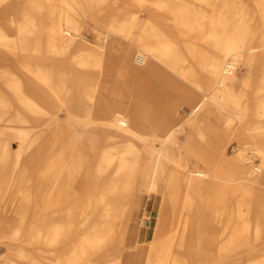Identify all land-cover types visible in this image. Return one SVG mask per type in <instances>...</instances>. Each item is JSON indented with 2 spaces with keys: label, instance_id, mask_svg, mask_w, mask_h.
<instances>
[{
  "label": "bare ground",
  "instance_id": "1",
  "mask_svg": "<svg viewBox=\"0 0 264 264\" xmlns=\"http://www.w3.org/2000/svg\"><path fill=\"white\" fill-rule=\"evenodd\" d=\"M47 1L0 0V191L20 173L22 213L38 205L26 241L55 264H264V0ZM236 134L260 157L242 176Z\"/></svg>",
  "mask_w": 264,
  "mask_h": 264
},
{
  "label": "rangeland",
  "instance_id": "2",
  "mask_svg": "<svg viewBox=\"0 0 264 264\" xmlns=\"http://www.w3.org/2000/svg\"><path fill=\"white\" fill-rule=\"evenodd\" d=\"M37 1L39 2L44 1L46 4H48L47 0H37ZM175 1H178V0H175ZM189 1H192V0H189ZM195 9L197 10L193 12H186V14L189 17H195L198 20L201 19V11L209 13V14H211L212 12L211 7L206 6L205 4H202L199 2L196 3ZM142 10H143V7L139 6V4H134L131 6L130 11L132 13L131 14L132 16L129 15L128 17L130 18L131 16L132 19L128 20L127 31L129 32V34L133 32L135 33L142 32V34L145 37L150 38V36L144 34L143 30H140L139 28L132 26L133 25L132 21H134L133 19H135L136 21L135 13L137 12V15L139 17L141 15ZM45 24L46 23H43L44 27L41 29V32H42V37L45 38L46 40L47 31L45 29ZM91 27L92 28L94 27V22L92 23L91 21H89L84 31L86 35L90 36L89 29H91ZM101 30H102V27L100 26L98 32H100ZM104 36L105 35L102 34V39L100 40H97L95 36L94 37L90 36V37L96 43L98 42L100 44H103ZM115 44H117L116 46H118L117 42H114V45ZM29 48L31 49L32 46L29 45ZM45 56L50 57L51 54L47 53ZM134 57L136 58V54H134ZM23 60H24V52H19L18 55L16 56L15 55L11 56V61H9L10 69L16 70L17 64H20L21 62H23ZM196 65L198 66V69L200 71L203 70V65H204L203 59L201 60L197 59ZM246 71H247L246 68L242 67L241 70L239 71V75L241 77H244L245 75H247ZM84 73L87 75H91L92 71L84 70ZM187 112H188V106L187 105L182 106L181 113L187 114ZM210 121L212 123H217L215 122L216 120L214 119V117L211 118ZM185 137H186L185 133H182V139H184ZM16 147H17L16 143H14V146H13L14 150L16 149ZM246 148H247V145L243 142L240 134H236L235 136L229 139L228 151L225 156L227 157V159L232 161V164H230L226 168L225 174L227 175L237 174L238 176L245 175V172L242 171L240 166L238 165L239 162L244 163L246 165L257 164L260 162V157L252 153V151L246 150ZM14 177L16 178L15 181L9 180L8 182L2 183L1 191H0V194L3 197L2 203L8 202L14 199V202H15L14 207L17 210V215L15 216V218L8 219L3 215V210L0 208V226L5 221L6 222L5 224L8 227V232L4 233L3 236L0 237V263L2 262L3 264H55V261H53L51 258L45 259L44 257H42V255L39 254L40 249H38V247L42 246V243L40 241L34 242L33 244L28 243L26 241L27 236H23L24 234L23 230H20L24 227L35 228V226L40 223V219L38 218V215L35 214L36 207L38 205H36V203L34 202L31 203V207L29 208V215L28 213L27 214L22 213L23 206H24V197H23L24 190L21 184V174L20 173L14 174ZM235 192L237 194V192L239 191H237L235 188ZM140 199L142 200V202L140 204L138 211H136L135 213V220L138 223L137 226H139V224L142 223L141 216H143L144 212L148 211L149 207L151 206L150 199H148V197L144 193H138V195L136 196L135 202H134V206L137 204L138 200ZM236 200L237 198H235V195H234L232 202L234 203ZM22 223L24 226L22 225ZM32 234L33 233H31V235ZM5 243H8L7 248H4ZM29 250H32L31 254L35 255V257L37 258V261H38L37 263H29V260L25 258V255L28 253ZM127 252L128 253L131 252V249L128 248Z\"/></svg>",
  "mask_w": 264,
  "mask_h": 264
},
{
  "label": "crops",
  "instance_id": "3",
  "mask_svg": "<svg viewBox=\"0 0 264 264\" xmlns=\"http://www.w3.org/2000/svg\"><path fill=\"white\" fill-rule=\"evenodd\" d=\"M93 23V22H92ZM88 25V24H87ZM98 30H99V27L98 26H96V24L94 23V27L92 28L91 27V29H89V34H90V36L91 37H94L95 36V38L97 39V36H98ZM85 31V30H84ZM95 34V35H94ZM90 39H91V37L89 36V35H87ZM141 202H142V200L140 199V200H138V202H137V204L134 206V208H133V211H132V215H131V219H132V221H133V223H134V229H133V235H132V238H131V246H133L134 244H135V242H136V240H137V234H136V229H137V222H136V220H135V213H136V211H138V209H139V207H140V204H141ZM146 238V237H145Z\"/></svg>",
  "mask_w": 264,
  "mask_h": 264
}]
</instances>
